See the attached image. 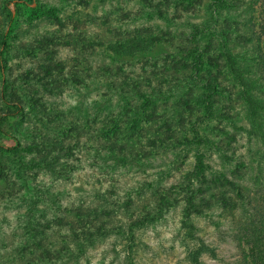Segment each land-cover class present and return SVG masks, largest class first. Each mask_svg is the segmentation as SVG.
<instances>
[{
    "label": "rangeland",
    "instance_id": "rangeland-1",
    "mask_svg": "<svg viewBox=\"0 0 264 264\" xmlns=\"http://www.w3.org/2000/svg\"><path fill=\"white\" fill-rule=\"evenodd\" d=\"M5 34L0 264H264V0H0Z\"/></svg>",
    "mask_w": 264,
    "mask_h": 264
},
{
    "label": "trees",
    "instance_id": "trees-1",
    "mask_svg": "<svg viewBox=\"0 0 264 264\" xmlns=\"http://www.w3.org/2000/svg\"><path fill=\"white\" fill-rule=\"evenodd\" d=\"M9 19H11V17H12V13L10 12L9 14ZM6 35L7 34H5V35H2L1 37H2V39L0 40V45H1V49H0V63H2L3 62V55H4V51H5V49H6V47H7V43H6ZM127 43V45H126V47H123L121 44L118 46V45H116V46H118L117 47V50H116V46H114L112 49H114V53H116V54H124V55H129L130 53H132L133 52V50H134V48H136L138 45H141V43H138V38L137 39H135V38H133V39H131V40H127V41H125L124 42V44H126ZM134 44H137V45H134ZM119 47H121L122 48V51L120 50V48ZM227 61V65H228V67L231 69V71H232V73L234 74V76H235V78L239 81V83H240V85H241V87H245L246 86V83L242 80V78L238 75V73H237V70H236V68H235V66H234V63H233V61L231 60V57H228L227 59H226ZM3 64H0V71H2L3 70V66H2ZM2 92H4V87L2 88ZM1 100H3L4 101V105L5 106H9L8 104H7V102L4 100V98H3V96H1ZM248 100V102H249V104H251V102L249 101V99H247ZM15 110H16V112H20V108L18 107V106H16L15 107ZM7 117H5V116H3L2 118H0V126H1V121H2V119H6ZM0 134H2V135H4V136H6L5 135V133L2 131V129L0 128ZM246 233L248 232L247 230L245 231ZM255 235V234H254ZM246 238H247V240H245L246 241V246L248 245V247L250 246V249L251 250H254V249H256V248H258L259 247V243L261 242V241H259V239H260V237H257V238H255V241H252V239L251 238H249V237H247V236H245ZM244 241V240H243ZM242 241V242H243ZM254 253V251H252V254ZM191 258H194L195 260H197L196 259V255L195 256H193V257H191ZM194 260V261H195ZM127 264H136L134 261H133V259H132V257L131 256H128V258H127ZM195 264H198V262L197 261H195Z\"/></svg>",
    "mask_w": 264,
    "mask_h": 264
}]
</instances>
